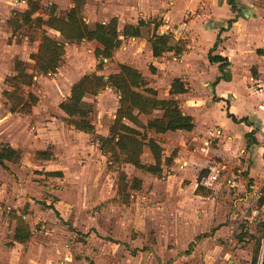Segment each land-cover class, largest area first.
Instances as JSON below:
<instances>
[{
  "label": "rangeland",
  "instance_id": "1",
  "mask_svg": "<svg viewBox=\"0 0 264 264\" xmlns=\"http://www.w3.org/2000/svg\"><path fill=\"white\" fill-rule=\"evenodd\" d=\"M29 1L39 4L32 16L42 18H47L51 4L56 5L58 15H65L72 5V0H0V143L20 151L16 160L0 165V264H248L254 240L247 234L240 239L241 232L264 235L258 228L264 220V204L258 203L264 194V149L259 148L258 160L256 156L250 161L248 158L252 143L264 144V135L262 140L254 135L260 128L240 132L238 141L234 136L231 142H235L230 146L225 144L228 136L224 137L227 147H218L219 137L213 134L207 139L208 145L197 140L199 123L194 134H153L160 141L164 156L175 149L180 160L174 155L172 165L163 166L160 176L123 164L128 178L142 181L138 190H129V201L125 202L118 194L119 169L109 166L110 160L96 138L97 134H108L118 94L106 86L97 94L84 97L93 107L90 119L94 132L79 131L67 124L58 106L82 75L101 74L95 68L96 41L68 43L59 31L46 27L48 35L64 42L63 59L55 73L35 74L33 83L23 86L26 93L38 97L30 113L9 109L3 93L8 87L5 80L13 73L15 58L33 65L29 55L37 50L39 34L28 27L14 31L7 20L14 11L29 8ZM188 1L90 0L83 15L89 23L116 16L120 34L125 24L144 18L160 22L158 33L167 30L184 35L186 29L164 27L169 22L163 21V14L171 9L172 17L179 22L185 19V12L199 14L197 8L188 7ZM251 1L264 7V0ZM29 35L36 37L31 39ZM119 38L120 46L111 59L103 60L104 64L125 63L137 68L149 85L158 87V97H166L172 73L179 74V57L164 52L160 56L166 57L159 67V58L151 55L145 38ZM180 39L179 44L183 45ZM195 62L192 57L183 60L185 66L179 72L190 73ZM240 76L241 73L235 80ZM238 82L245 102L259 99L250 84L241 78ZM206 88L201 85L198 94L205 95ZM188 92L191 95L194 91L189 88ZM190 95L182 96L181 106L183 102L190 103ZM208 101H204L206 106ZM161 115L162 111H154L140 114L139 119L146 123ZM247 133L252 134L253 142ZM140 158L153 162L147 147ZM202 169L205 172L200 182L210 190L206 196H197L193 188ZM19 219L24 222L20 226L26 225L30 231L25 242L13 238ZM144 247L149 250L143 251ZM260 258L261 251L259 261Z\"/></svg>",
  "mask_w": 264,
  "mask_h": 264
},
{
  "label": "trees",
  "instance_id": "2",
  "mask_svg": "<svg viewBox=\"0 0 264 264\" xmlns=\"http://www.w3.org/2000/svg\"><path fill=\"white\" fill-rule=\"evenodd\" d=\"M237 0H227L231 9L237 14H241ZM29 8L23 12L14 11L7 23L13 30L28 27L32 32L39 34V44L37 50L32 52L29 57L34 63L30 66L24 59L15 58L13 73L6 78L8 87L3 91L8 99L9 109L13 112L30 113L31 107L38 101V97L28 92L23 86H29L33 83V76L50 75L56 72L63 55L65 53V44L46 33L45 28H52L59 31L62 38L68 42H79L82 40H94L97 42L94 54L98 62L96 70L101 74H84L78 80L72 83L69 94L58 104L59 108L65 114L63 118L67 124L83 132H94V125L90 119L93 107L84 100L87 95H95L106 86H111L118 94V106L115 111L107 135H96L100 150L107 155L109 166L119 169L118 194L125 202L129 201V190H138L141 185V179L137 177L128 178L122 169L123 164H131L134 167L145 172L160 176L163 166H171L175 150L170 155H163V148L160 142L153 137V134H162L168 130H191L194 126L193 116L185 114L179 108L178 99L173 96L189 91L187 84L180 78L174 77L169 86L168 98H158L156 90L148 85L147 80L141 72L128 64L119 63L115 66H106L104 59H111L113 51L117 49L122 40L119 35L127 37H143L151 47L153 56H160L164 52L173 50L174 53H182L184 45H180V38L175 39L170 32H156L160 22L153 23L150 20L139 18L136 23H127L123 26L120 34L117 28V17L113 16L108 21L89 23L84 15V6L87 0H72V5L68 8L65 15L56 14V5L51 4L48 7L47 18L41 16L33 17V13L39 9L36 1H29ZM34 39L36 35L30 36ZM184 44V41H183ZM211 48L207 54L209 62H218L222 69L229 64L227 57L213 54ZM225 78L221 75L219 78ZM217 100V97H214ZM154 111H162L160 117L146 123L139 119L140 114H151ZM226 116L233 122H245L250 124L247 117L237 118L233 113L226 109ZM251 142L255 139L247 133ZM147 147L152 163L143 162L140 158L144 148ZM20 151L7 143H0V165L4 161H14L19 157ZM203 169L200 171L198 181L193 189V193L198 196H206L209 192L203 183L200 182L203 175ZM259 204H264V194L258 199ZM24 222L19 219L17 227L14 229L13 238L18 242H25L28 239L30 231L28 227L20 226ZM260 231L264 233V220L258 224ZM249 235L254 240V247L251 259L248 264H264V235L257 237L254 233L248 231L241 232L243 235ZM263 240V241H262ZM143 251L149 249L144 247ZM261 258L259 261V254Z\"/></svg>",
  "mask_w": 264,
  "mask_h": 264
},
{
  "label": "crops",
  "instance_id": "3",
  "mask_svg": "<svg viewBox=\"0 0 264 264\" xmlns=\"http://www.w3.org/2000/svg\"><path fill=\"white\" fill-rule=\"evenodd\" d=\"M88 1L90 0H87V3ZM236 2L239 5L241 14L233 11L230 4L227 3V0H189L188 7L193 6L197 8L195 11L198 10L199 14L194 15L192 11H189L193 13L190 16L189 13L186 14L185 12V14H182V16H185V19L180 18V22L178 19L172 17L174 14L171 9L164 12L163 21L169 22L168 24H164V27L171 26V28H174V31L187 30L184 35L173 33L175 39L182 38L184 41L182 53L177 54L173 50L167 51L166 53L176 54L181 61L177 64L178 67L176 70L179 74L173 72L172 77L170 76L171 80L174 77H180L187 84L188 88L194 91L193 93L191 92V95L189 92H185L173 96L181 100L178 103L181 111L193 116L194 126L189 131L184 129L168 130L162 134H155V136H162L166 133L194 134V132L198 131L199 133L197 132L196 139L200 142H206L208 145L209 140L207 139L211 136L210 134H213L219 137L218 147L220 145L227 147L225 144H229L230 146L235 142H231L234 136H237L236 141H238L240 132L243 134L244 132H252L260 128V131L255 132L254 135L257 140H262L261 137L264 135V7L257 5L254 1L249 3L250 0H237ZM183 20H186V25L181 27ZM164 32L169 31L165 30ZM213 47V54L225 56L229 61V64L222 69L219 67L218 62H209L207 58L209 50ZM201 54L203 55L200 58H196V56ZM153 57L159 58L157 63L160 67L162 64L161 61L166 56ZM189 57H192V60L194 58L196 61L192 66L191 72H179L185 66V63H182L183 60L189 59ZM172 59L176 60L177 57L173 56ZM175 64L176 61L170 63L171 66ZM240 73L241 76L238 79H243L244 83L252 86L254 93L259 94V99L257 98L256 102H245L242 99L243 97L240 96L237 88L240 83H237L238 79L237 81L235 80ZM221 75H224L225 78H219L215 83H212L217 77H221ZM171 80L167 84V96L161 98H168L170 96L168 90ZM201 85L207 87L208 92L205 95L203 93L201 95L198 94V89ZM149 86L156 90L158 97V87L156 85ZM186 95H190L188 97L190 98V103L186 105L183 102L181 106L183 101L182 96ZM214 97H217V100ZM207 100L209 101L206 106L204 101ZM227 108L237 118L247 117L250 124L233 122L226 116ZM198 123L201 129H199L200 131H195L194 129H196ZM214 129L217 135L214 134ZM227 136L228 141L224 144V137ZM207 147L208 149L210 148L209 146ZM259 148L264 149V144L262 146H258L255 143L251 144L248 148L249 161L252 156H256V160L260 158L259 152L261 151H259ZM177 159L180 160V157ZM201 183L203 182L201 181Z\"/></svg>",
  "mask_w": 264,
  "mask_h": 264
},
{
  "label": "built area",
  "instance_id": "4",
  "mask_svg": "<svg viewBox=\"0 0 264 264\" xmlns=\"http://www.w3.org/2000/svg\"><path fill=\"white\" fill-rule=\"evenodd\" d=\"M192 12H189V15L190 16H192ZM186 25V20H183L182 22H181V27H183V26H185Z\"/></svg>",
  "mask_w": 264,
  "mask_h": 264
}]
</instances>
